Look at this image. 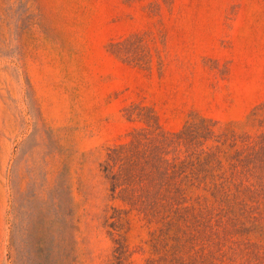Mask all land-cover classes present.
<instances>
[{
	"label": "rangeland",
	"instance_id": "obj_1",
	"mask_svg": "<svg viewBox=\"0 0 264 264\" xmlns=\"http://www.w3.org/2000/svg\"><path fill=\"white\" fill-rule=\"evenodd\" d=\"M157 124L243 186L123 214L101 163ZM177 258L264 264V0H0V264Z\"/></svg>",
	"mask_w": 264,
	"mask_h": 264
},
{
	"label": "trees",
	"instance_id": "obj_2",
	"mask_svg": "<svg viewBox=\"0 0 264 264\" xmlns=\"http://www.w3.org/2000/svg\"><path fill=\"white\" fill-rule=\"evenodd\" d=\"M202 144L200 136L192 131L167 133L157 124L134 132L128 143L109 148L101 170L111 196L129 206L121 212L136 210L149 222L156 221L170 229L178 216L194 209L188 205L190 201L198 203L206 194L226 196L233 187L239 190L243 182L236 179L249 172L239 171L237 163L231 165L229 179L206 182L215 171L212 163L217 152L201 149ZM170 264L189 263L177 258Z\"/></svg>",
	"mask_w": 264,
	"mask_h": 264
}]
</instances>
